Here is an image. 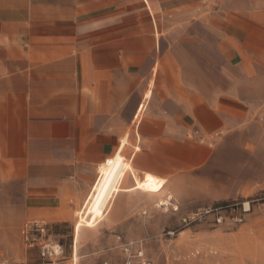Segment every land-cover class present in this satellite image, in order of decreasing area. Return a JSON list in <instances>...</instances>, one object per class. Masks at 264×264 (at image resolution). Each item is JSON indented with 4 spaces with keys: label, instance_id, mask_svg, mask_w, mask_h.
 Segmentation results:
<instances>
[{
    "label": "crops",
    "instance_id": "1",
    "mask_svg": "<svg viewBox=\"0 0 264 264\" xmlns=\"http://www.w3.org/2000/svg\"><path fill=\"white\" fill-rule=\"evenodd\" d=\"M263 127L264 0H0L6 235L127 222Z\"/></svg>",
    "mask_w": 264,
    "mask_h": 264
},
{
    "label": "rangeland",
    "instance_id": "2",
    "mask_svg": "<svg viewBox=\"0 0 264 264\" xmlns=\"http://www.w3.org/2000/svg\"><path fill=\"white\" fill-rule=\"evenodd\" d=\"M251 140L225 149L214 166L167 190L170 198L116 226L117 199L109 200L105 219L108 213L96 212L101 199L90 197L84 215L91 228L79 224L77 212L71 223L46 226L34 245L18 231L0 230V264H125V242H142L151 264H264V127ZM164 186L141 181L132 191L154 197ZM161 201L170 205L158 207ZM55 243L62 254L44 257L41 245Z\"/></svg>",
    "mask_w": 264,
    "mask_h": 264
},
{
    "label": "built area",
    "instance_id": "3",
    "mask_svg": "<svg viewBox=\"0 0 264 264\" xmlns=\"http://www.w3.org/2000/svg\"><path fill=\"white\" fill-rule=\"evenodd\" d=\"M46 226L40 223L30 224L26 228V240L34 245L39 243V236L44 235L46 231ZM40 245V244H37ZM42 246V255L44 257H58L62 254V246L58 244L50 245H41ZM123 252L125 253L127 259L125 264H151L147 261L145 257L144 250L142 247H136L134 243L127 244L123 247Z\"/></svg>",
    "mask_w": 264,
    "mask_h": 264
},
{
    "label": "bare ground",
    "instance_id": "4",
    "mask_svg": "<svg viewBox=\"0 0 264 264\" xmlns=\"http://www.w3.org/2000/svg\"><path fill=\"white\" fill-rule=\"evenodd\" d=\"M170 205V203L168 201H161L158 204V207H168Z\"/></svg>",
    "mask_w": 264,
    "mask_h": 264
}]
</instances>
